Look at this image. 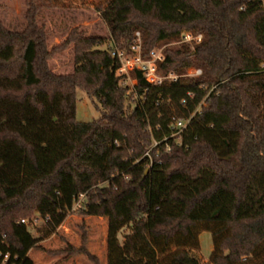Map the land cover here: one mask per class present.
I'll return each mask as SVG.
<instances>
[{
    "label": "trees",
    "instance_id": "16d2710c",
    "mask_svg": "<svg viewBox=\"0 0 264 264\" xmlns=\"http://www.w3.org/2000/svg\"><path fill=\"white\" fill-rule=\"evenodd\" d=\"M97 9L107 38L75 28L51 48L35 6L21 30L0 18V264H35L30 251L77 202L83 215L107 218V264H264V0ZM184 29L202 41L164 50L160 68L195 66L199 78L153 86L133 72L132 89L116 75L112 44L127 49L139 31L149 52ZM70 44L74 70L58 73L51 60ZM77 88L100 104V118L76 119ZM173 118L189 120L178 137ZM35 214L38 237L21 221ZM204 231L207 263L196 253ZM68 252L100 264L85 243Z\"/></svg>",
    "mask_w": 264,
    "mask_h": 264
},
{
    "label": "rangeland",
    "instance_id": "374dc122",
    "mask_svg": "<svg viewBox=\"0 0 264 264\" xmlns=\"http://www.w3.org/2000/svg\"><path fill=\"white\" fill-rule=\"evenodd\" d=\"M109 0H0V18L4 24L11 28L21 30L26 24L25 14L30 5L38 8V20L44 24L48 31V46L62 45L72 29L78 28L87 35L109 36V30L100 16L98 5H105ZM182 30L177 40L169 42L155 41V47L166 49H183L188 44L184 42ZM142 38V35H141ZM143 42V40H142ZM109 42L101 48L109 47ZM52 68L58 73H70L74 70V44L57 52L51 60ZM198 67L190 66L185 74ZM184 74V73H183ZM188 79H191L188 77ZM76 119L89 122L101 117L100 104L81 89H76ZM80 205L75 203L74 208L56 232L39 242L32 249L29 256L35 264H93L87 256L79 253H69L72 248H80L85 245L96 255L100 264H107V232L108 221L106 217L83 215L78 211ZM29 224L30 232L38 237L43 235V220L38 215H33L31 220L24 217ZM129 232L124 229L119 239L123 242V234ZM200 248L196 252L202 263L210 261L213 251L212 234L204 231L200 234Z\"/></svg>",
    "mask_w": 264,
    "mask_h": 264
},
{
    "label": "built area",
    "instance_id": "2783aa9c",
    "mask_svg": "<svg viewBox=\"0 0 264 264\" xmlns=\"http://www.w3.org/2000/svg\"><path fill=\"white\" fill-rule=\"evenodd\" d=\"M184 42H195L196 44L202 41L203 35L201 33H194L186 31L182 34ZM110 53L113 57L117 58L120 62V67L116 70V75L123 77L126 76L123 83H128L132 89L138 85V78L132 77L133 72H139L141 76L153 86H160L171 82L189 81L199 78L202 74L201 68H195L186 74H177L174 71L165 73L160 68V62L165 59L163 47H155L149 52L143 48L141 33L137 31L134 38L127 49H122L112 44ZM190 77L191 79H188ZM189 120L173 118L171 124L172 135L180 136L183 130L187 127ZM159 142L154 141L152 147L156 146ZM144 156L151 158L150 150L146 151ZM84 195L80 196V200ZM79 204V202H77ZM22 222H26L25 219Z\"/></svg>",
    "mask_w": 264,
    "mask_h": 264
}]
</instances>
